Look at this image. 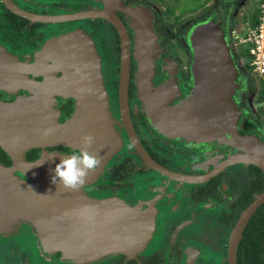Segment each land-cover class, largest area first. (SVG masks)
Wrapping results in <instances>:
<instances>
[{"label":"flooded vegetation","instance_id":"1","mask_svg":"<svg viewBox=\"0 0 264 264\" xmlns=\"http://www.w3.org/2000/svg\"><path fill=\"white\" fill-rule=\"evenodd\" d=\"M8 1L19 14L0 0V46L26 65L24 76L41 82L43 77L36 75V70L54 66L50 59L45 62L38 56L50 40L77 31L78 37L85 34L95 45L120 145L111 157L100 159L93 183L83 186L84 192L94 198V222H120L127 207L138 208L137 216L145 224L153 222L143 248L128 253L112 251L84 264H229L233 233L243 212L263 192L264 175L253 164L232 161L242 153L236 147L194 137V129L188 125L191 119L186 118L184 110L193 91V51L184 37L185 26L175 25L176 16L165 24L168 20H162L152 9L158 49L152 55V71L142 81L129 17L122 9L115 10L129 40L127 92L122 96L119 33L109 21L93 18L94 11L105 9L101 0ZM119 2L122 8L150 7L140 0ZM34 17L74 18L56 22L37 21ZM102 28L105 35L99 37ZM258 81L248 72L239 71L232 100L240 112L238 133L254 135L264 142L263 90ZM23 88L0 86V102L45 97ZM55 101L62 123L71 116L74 100L55 96ZM67 107L68 116L64 112ZM31 108L42 111L38 105ZM43 152L70 156L79 151L61 145L36 146L26 150L25 160L35 162ZM51 157L56 156L43 155L41 160ZM0 162L12 165L1 147ZM256 211L238 241L235 264H264V233L251 228ZM134 222L140 221L134 218ZM0 264L78 263L66 261L60 252L43 255L31 229L23 226L17 235L0 239Z\"/></svg>","mask_w":264,"mask_h":264},{"label":"water","instance_id":"2","mask_svg":"<svg viewBox=\"0 0 264 264\" xmlns=\"http://www.w3.org/2000/svg\"><path fill=\"white\" fill-rule=\"evenodd\" d=\"M3 1L12 12H16L8 0ZM101 1L105 9L94 11L93 18L109 21L119 33L122 53L120 88L123 96L128 83L129 40L115 10L122 9L129 17L130 28L135 34V58L140 65L142 81L148 79L147 74L152 71V55L158 49L153 15L146 6L122 8L119 0ZM72 18L32 19L62 22ZM77 33L69 32L50 40L38 56L54 46L75 50L72 56L89 46L90 56L85 60L63 59L61 66L51 76L40 74L43 77L41 82L25 75L30 88L23 89L45 96L44 99L32 101L25 96L13 103L0 102V147L12 160V165L8 167L0 162V239L17 235L26 226L35 235L43 255L60 252L66 261L84 264L112 251L128 253L143 248L153 222H142L137 216L139 209L131 207L124 210L120 222H94L93 212L80 204L75 190L64 188L59 180L52 182L57 163L44 164L45 168L37 173L32 170L43 155H67L43 152L35 162L25 160L26 150L36 146L61 145L80 151L84 147L83 137L88 135L94 138V142L87 150L100 159L111 157L120 145L112 126L95 45L87 35L78 37ZM185 38L193 51V91L186 99L184 110L188 111L193 102L194 110L198 111L196 120L188 124L194 129V137L237 146L242 153L232 161L253 164L264 175V143L254 135H240L237 131L240 112L232 96L238 86L236 78L241 67L233 59L231 45L225 38L220 22L210 19L193 25L187 30ZM49 59L54 63L56 57ZM55 96L74 100L71 116L62 123L58 121ZM32 105L40 106L42 111L33 110ZM92 180H85L84 184ZM82 190L81 186L77 189L88 198ZM40 193L50 194L51 197L41 196ZM262 204L264 190L240 218L231 240L229 264H235V250L240 236L250 217ZM134 218L140 222H134Z\"/></svg>","mask_w":264,"mask_h":264},{"label":"rangeland","instance_id":"3","mask_svg":"<svg viewBox=\"0 0 264 264\" xmlns=\"http://www.w3.org/2000/svg\"><path fill=\"white\" fill-rule=\"evenodd\" d=\"M140 2L150 5L149 9L155 10L162 20H168L165 24H170L176 16L178 22L175 25L180 23L186 28L184 37L191 26L210 19L220 22L223 31L230 28L231 22L235 24L237 30L243 31L247 24L253 21L252 16L256 9V0H140ZM104 35L105 28H102L98 36ZM101 76L104 85L103 71ZM110 76H114V71L110 72ZM33 236L36 239L34 234ZM38 249L40 250L39 246Z\"/></svg>","mask_w":264,"mask_h":264},{"label":"bare ground","instance_id":"4","mask_svg":"<svg viewBox=\"0 0 264 264\" xmlns=\"http://www.w3.org/2000/svg\"><path fill=\"white\" fill-rule=\"evenodd\" d=\"M90 49L91 48L89 46L83 47L77 55L72 56L73 52L75 50H73L71 48H61L60 49L58 46H54L50 50L45 51V53L42 54V56H40L41 58L39 57V59H44L45 62H47V59H49L51 57H56L55 62H54L55 63L54 66L51 68H46V67L42 68L41 67V68L36 70V72H37L36 75L44 74L46 76L47 75L51 76L61 66L63 59L85 60L88 56H90ZM60 57H65V58H60ZM26 71H27L26 65L20 64L15 58H10L7 51L0 46V86L1 87L5 88V89L19 87V86H22L24 88H28L30 86V84H28L27 79L23 75V73H25ZM193 106H194V104H193V102H191L190 109L188 111H186V115H187L186 118L191 119L190 123L195 121L196 117L198 116L197 115L198 111H195ZM207 127H208V129L212 130L211 127H213V125L211 127L210 126H207ZM225 144H227V143H225ZM229 145H231V144H229ZM232 146H234V145H232ZM234 147L241 150L237 146H234ZM61 158L62 157H60V156H56V157H51L49 159L41 160L37 165L33 166L34 168L32 170L35 173H37V171L42 170L43 167L45 168L44 164H50V165H53L56 163L58 164V163H60ZM107 158H109V157H107ZM106 159L103 158L101 160L104 161ZM21 178L27 180L26 177L21 176ZM90 179H93V180L88 184L93 183L94 172H90L86 178V180H88V181ZM18 183L22 184L19 181H18ZM84 185H87V184H84ZM84 185L81 186L82 189H83ZM82 191L84 192V190H82ZM40 194H41V196L51 197L50 194L48 195L47 193H40ZM75 195L79 199V202L83 207H85L88 210H90L91 212H93V220H94V198L89 197L85 193V195L88 198L93 199V200H90V199L86 198L82 194V192H79L77 190H75Z\"/></svg>","mask_w":264,"mask_h":264},{"label":"built area","instance_id":"5","mask_svg":"<svg viewBox=\"0 0 264 264\" xmlns=\"http://www.w3.org/2000/svg\"><path fill=\"white\" fill-rule=\"evenodd\" d=\"M252 19L243 31L231 29L227 42L231 45L234 61L241 67L239 71L248 72L259 80L264 98V0H256ZM244 66L248 70H244ZM261 110L264 113V102Z\"/></svg>","mask_w":264,"mask_h":264},{"label":"clouds","instance_id":"6","mask_svg":"<svg viewBox=\"0 0 264 264\" xmlns=\"http://www.w3.org/2000/svg\"><path fill=\"white\" fill-rule=\"evenodd\" d=\"M94 142L91 135L83 137L84 147L70 156L62 157L56 164L52 182L62 185L66 189L77 190L85 183L90 172H94L101 163L98 155H93L87 149Z\"/></svg>","mask_w":264,"mask_h":264},{"label":"trees","instance_id":"7","mask_svg":"<svg viewBox=\"0 0 264 264\" xmlns=\"http://www.w3.org/2000/svg\"><path fill=\"white\" fill-rule=\"evenodd\" d=\"M235 24L231 22V26L230 28L227 29V31L225 32V37L226 39L229 41L231 35H230V29L234 26ZM244 70H248L247 67H243ZM250 90H253L254 89V86L251 85L250 87ZM264 102V98L262 97V100H261V105L263 104ZM65 115L68 116L69 113H70V109L69 107H67L65 110ZM251 222L254 224V226H252L251 228L254 229V232L256 233H264V204H262L256 211V214L254 215L253 219L251 220ZM248 232V231H247ZM249 233V232H248ZM250 264H261L260 262H257V261H254Z\"/></svg>","mask_w":264,"mask_h":264}]
</instances>
